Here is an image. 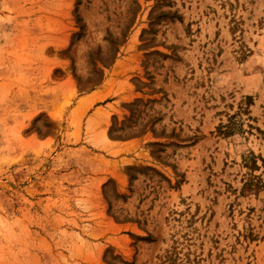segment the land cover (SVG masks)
Instances as JSON below:
<instances>
[{
    "label": "rangeland",
    "instance_id": "obj_1",
    "mask_svg": "<svg viewBox=\"0 0 264 264\" xmlns=\"http://www.w3.org/2000/svg\"><path fill=\"white\" fill-rule=\"evenodd\" d=\"M0 264H264V0H0Z\"/></svg>",
    "mask_w": 264,
    "mask_h": 264
},
{
    "label": "trees",
    "instance_id": "obj_2",
    "mask_svg": "<svg viewBox=\"0 0 264 264\" xmlns=\"http://www.w3.org/2000/svg\"><path fill=\"white\" fill-rule=\"evenodd\" d=\"M163 260H168V261H170V262H174V261H176V260H175L174 253H171V254H170V252H168V253L163 257Z\"/></svg>",
    "mask_w": 264,
    "mask_h": 264
}]
</instances>
